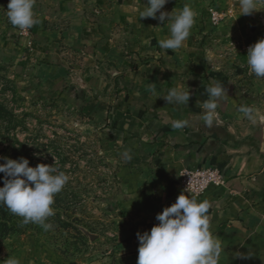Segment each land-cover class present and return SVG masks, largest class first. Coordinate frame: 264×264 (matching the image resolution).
Returning a JSON list of instances; mask_svg holds the SVG:
<instances>
[{"label": "rangeland", "instance_id": "1", "mask_svg": "<svg viewBox=\"0 0 264 264\" xmlns=\"http://www.w3.org/2000/svg\"><path fill=\"white\" fill-rule=\"evenodd\" d=\"M57 1L35 0L38 22L22 31L8 20L9 0H0V163L27 158L30 167L54 165L69 177L54 197L55 215L45 221L51 225L47 230L23 223L0 204V264H137V233L150 231L158 223L157 214L181 192L191 195L178 181L179 190L162 196L166 183L134 173V159L122 157L115 148L118 139L103 132V121L94 123L91 115L98 114V107L101 113L105 109L106 101L99 105L98 98H111L119 87L111 69L102 70L99 78L101 70L82 65L79 47L40 46L39 26L66 24L53 19ZM188 5L201 17L203 36L195 39L208 44L222 33L217 44L233 46L235 63L245 62L242 50L264 38V3L251 15L241 14L239 0H195ZM59 65L64 67L59 70ZM249 76L264 94V78L251 70Z\"/></svg>", "mask_w": 264, "mask_h": 264}, {"label": "crops", "instance_id": "2", "mask_svg": "<svg viewBox=\"0 0 264 264\" xmlns=\"http://www.w3.org/2000/svg\"><path fill=\"white\" fill-rule=\"evenodd\" d=\"M72 1L58 0L52 11L65 26L45 27L44 22L36 34L42 48L70 43L80 48L85 68L113 71L119 87L111 98H98L99 105L106 101L105 109L101 113L98 107V114L91 115L94 123L103 121V132L118 139L115 148L121 154L130 150L138 166L134 173L166 183L162 196L179 190L181 169L217 168L224 184L211 186L197 199L211 205L210 230L223 245L218 264H264V94L248 77L247 58L237 64L233 46L219 48L222 33L209 34L208 44L198 42L195 38L203 36L198 13L184 46L172 51L158 45L170 35L167 17L164 22L140 18L147 0ZM190 1L195 2L169 0L162 10L179 11ZM81 77L85 83L86 76ZM217 80L227 92L218 102L216 121L206 127L198 119L201 103L207 99L205 87ZM172 87L189 88L186 106L154 98V92L163 95ZM242 106L253 109L251 119L238 110ZM183 120L186 127H173Z\"/></svg>", "mask_w": 264, "mask_h": 264}, {"label": "clouds", "instance_id": "3", "mask_svg": "<svg viewBox=\"0 0 264 264\" xmlns=\"http://www.w3.org/2000/svg\"><path fill=\"white\" fill-rule=\"evenodd\" d=\"M168 2L169 0H147V7L141 10L140 18L164 22L167 17L170 35L159 39L158 45L161 49L176 51L189 38L197 13L188 4L179 11L167 13L162 9ZM261 3L264 0H239L241 14L251 15ZM34 4L35 0H9L6 13L9 22L22 31L30 30L38 22ZM246 57L251 73L257 78H264V38L248 48ZM205 92L207 99L201 103L198 119L206 127H212L217 118L218 102L225 97L227 90L217 80L206 86ZM153 95L154 98L162 97L169 105L182 107L190 100L189 88L183 87H172L163 95L155 92ZM238 110L245 117L252 118L251 107L242 106ZM187 124V120L177 121L173 127L183 129ZM122 156L126 161L132 159L130 150H125ZM0 173L4 174L3 186L0 187V204L22 217L25 224H39L45 230L51 227L45 221L55 215L54 197L64 188L69 177L54 165L41 163L30 167L27 158L6 159L5 163H0ZM210 207L207 199L199 201L195 195L189 196L181 192L174 203L157 214L158 223L150 231L137 233V264H218L223 245L210 230Z\"/></svg>", "mask_w": 264, "mask_h": 264}, {"label": "built area", "instance_id": "4", "mask_svg": "<svg viewBox=\"0 0 264 264\" xmlns=\"http://www.w3.org/2000/svg\"><path fill=\"white\" fill-rule=\"evenodd\" d=\"M178 181L183 189L196 197L204 194L211 186H222L224 180L221 172L215 167H185L178 173Z\"/></svg>", "mask_w": 264, "mask_h": 264}, {"label": "trees", "instance_id": "5", "mask_svg": "<svg viewBox=\"0 0 264 264\" xmlns=\"http://www.w3.org/2000/svg\"><path fill=\"white\" fill-rule=\"evenodd\" d=\"M3 177H4V175H3ZM4 179V178H3Z\"/></svg>", "mask_w": 264, "mask_h": 264}]
</instances>
